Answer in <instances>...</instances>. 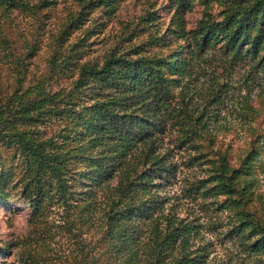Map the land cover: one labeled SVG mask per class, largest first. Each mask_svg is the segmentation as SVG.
Masks as SVG:
<instances>
[{
  "label": "rangeland",
  "instance_id": "obj_1",
  "mask_svg": "<svg viewBox=\"0 0 264 264\" xmlns=\"http://www.w3.org/2000/svg\"><path fill=\"white\" fill-rule=\"evenodd\" d=\"M240 1L0 0V117L7 115L0 127L52 137L71 172L94 171L87 156L99 142H88L85 119L96 96L88 79L75 83L80 66L163 57L175 67L170 73L159 64L176 110L162 136L163 153L176 165L162 190L166 205L196 219L203 264H264V15L255 10L243 21L250 7L239 10ZM232 12L238 18L228 26ZM212 23L238 24L249 40L210 31ZM42 98L62 114L13 121L4 109ZM26 156L13 135L0 137V264H83V256L98 253L99 206L88 213L58 201L49 176L37 216L24 194ZM220 177L228 189L218 186ZM190 184L197 189L187 196ZM204 184L212 188L208 198L197 197Z\"/></svg>",
  "mask_w": 264,
  "mask_h": 264
},
{
  "label": "trees",
  "instance_id": "obj_2",
  "mask_svg": "<svg viewBox=\"0 0 264 264\" xmlns=\"http://www.w3.org/2000/svg\"><path fill=\"white\" fill-rule=\"evenodd\" d=\"M234 4L239 10L250 7V11L243 14V21L256 17L255 10L264 15V0H242ZM228 18L231 19L229 26L238 15L232 12ZM209 26L210 31H217L230 39L238 36H242V40L246 36L249 38L238 24L234 29L216 23ZM164 63L168 72H175L174 65L166 64L163 57L148 58L141 54L135 58L109 57L100 66H80L75 83L80 85L83 78L88 79L94 92L91 96H96L88 105L85 119V129L90 131L88 142H99V148L93 155H85L95 163L94 171L71 172L69 157L53 150L52 137L37 140L23 131L9 130L7 124L0 127V137L13 135L27 153L24 194L33 198L32 207L37 216L41 215L39 202L47 188L44 180L49 176L54 178L53 192L58 201L80 203L82 212L88 213L95 205L99 206L100 232L95 244L98 253L83 256V264L205 262L206 246L196 241L200 232L196 219L181 217L166 205L162 195L176 166L162 150V136L176 112L169 80L159 65ZM51 100L22 101L18 108H13L11 103L4 109L11 111L9 117L13 121L40 120L45 116L62 114L63 110L56 111ZM6 117L3 114L0 119ZM184 130L183 143L189 142L190 136L188 129ZM73 173L81 180L80 190L75 189ZM218 186L229 188L221 177ZM203 187L196 195L208 198L212 188H207L206 184ZM196 189L195 184H190L187 196ZM233 232L240 235L238 228ZM261 239L263 246L264 232Z\"/></svg>",
  "mask_w": 264,
  "mask_h": 264
},
{
  "label": "clouds",
  "instance_id": "obj_3",
  "mask_svg": "<svg viewBox=\"0 0 264 264\" xmlns=\"http://www.w3.org/2000/svg\"><path fill=\"white\" fill-rule=\"evenodd\" d=\"M262 191H264V190H262Z\"/></svg>",
  "mask_w": 264,
  "mask_h": 264
}]
</instances>
